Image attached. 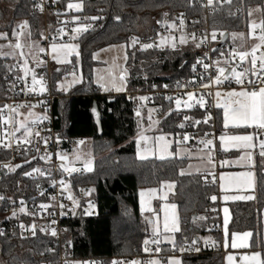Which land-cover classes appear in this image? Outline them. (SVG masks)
Returning <instances> with one entry per match:
<instances>
[{"label":"trees","instance_id":"16d2710c","mask_svg":"<svg viewBox=\"0 0 264 264\" xmlns=\"http://www.w3.org/2000/svg\"><path fill=\"white\" fill-rule=\"evenodd\" d=\"M71 0H59L61 8ZM9 18L4 21L0 9V33L10 37L17 22L27 21L29 37L40 39L42 16L30 14L32 0H13ZM82 12L98 13L101 25L76 38L79 45L81 81L66 92L56 89L60 75L49 77L54 99L50 103L52 127L57 137H84L92 155V170L72 173L66 178L73 186L92 188L96 202L95 216L72 217L65 222V234L71 238L73 258L79 261L94 260L97 264H112L113 259L132 258L143 253L142 245L152 233L139 211L138 191L157 186L164 180L175 182L169 200L178 207L180 229L172 246L160 245L165 258L180 253L187 243L197 241L199 251L182 255V264H223L220 248L218 202L211 199L217 192L215 182L206 183V175L181 174L186 159H138L135 155V133L138 116L132 110L134 92L151 87L153 81L166 76H178L184 61H191L193 54L186 50L140 49L127 42V34L150 36L159 28L160 15L165 11L181 10L188 16L201 14L202 9L194 0H81ZM263 0H235L225 5H215L210 13L211 25L229 34L247 27V10L262 5ZM239 6L236 16L233 8ZM119 17V19H116ZM228 35V36H229ZM2 39H0L1 42ZM127 43L126 67L128 90L125 93L102 92L92 81L95 51L116 43ZM14 57L0 55V94L6 74H13ZM72 62V61H71ZM185 67V65H184ZM183 67V69H184ZM99 110L102 134L94 124L91 107ZM161 108L155 115L158 130L176 137L181 127V112L171 110L172 104L156 100ZM26 110V109H24ZM24 110H20V115ZM143 109L142 113H145ZM218 115V125L220 114ZM19 116V115H18ZM16 115V117H18ZM15 117V118H16ZM17 125V124H16ZM18 135L22 131H17ZM231 155V153H229ZM8 157L0 152V159ZM15 171H1L0 192H10L13 198H31L35 186L42 181L31 180L25 173L31 164H23ZM255 196L249 201L229 203L231 220L229 234L251 232L250 249L258 248L264 256L262 239V210L264 209V171L256 165ZM209 180V179H208ZM202 216L206 219L203 220ZM209 234V242L202 236ZM212 246V248L209 247ZM64 252L53 235L37 232L32 237H21L17 230L9 229L0 235L1 264H60Z\"/></svg>","mask_w":264,"mask_h":264},{"label":"built area","instance_id":"2783aa9c","mask_svg":"<svg viewBox=\"0 0 264 264\" xmlns=\"http://www.w3.org/2000/svg\"><path fill=\"white\" fill-rule=\"evenodd\" d=\"M58 1L32 0L30 14H39L42 16L40 42L44 45L75 41L82 33L98 28L101 25L102 16L98 13L92 14L91 12L75 11L69 9L67 6L61 8ZM233 1L235 0H230V2L229 0H212V3L209 4V0H194V3L198 7H201V14L188 16L181 10L165 11L160 15L159 28L155 34L138 37L128 33L126 40L129 43L135 44L140 49H145L142 47L144 44H151L152 47L147 49H183L193 54L191 61H184L183 66L179 67V69L182 68L180 75L166 76L162 80L153 81L150 88L134 92L132 97V110L136 114L137 111L141 112L142 108H151L155 113H158L161 107L155 103L156 100L172 104L171 110H179L181 112L179 121H181V124H184V127L180 129L181 132L178 135L180 140L193 147L204 148L212 152L216 157L219 156L218 134L220 133L217 115L218 110L214 104V95L218 90H240L241 86L237 85L231 78V71L232 69L243 71L244 68L251 66V56L249 55L242 62L238 55L239 52L227 42L229 36L223 41V34L225 32L211 25L210 13L213 7L215 5H225ZM37 4L43 5L42 12L36 7ZM233 11L236 16L241 14L239 6L234 7ZM165 13L167 15H164ZM90 17H99V19H88ZM181 20H183V24H181ZM29 28H19L13 39L15 42L14 45L19 43L21 48L15 49L16 61L13 65L14 73H8L4 76L3 92L0 94V110H3V115L7 119L9 113L5 105L12 106L13 108L17 105H26V107L18 108V112L20 110L30 109L33 105H36L38 112L42 116H47L48 119L41 120L38 123L37 131H34L28 137L27 141L18 135L13 125L9 123L0 124V152L8 154L7 158L0 159V174L1 171H8L3 165L10 164L15 166L23 165L24 163L31 164L30 169L26 172L31 173V175L26 176L31 180L40 179L42 183L40 182L35 186L31 198L24 196L13 198L10 192H0V196L4 197L3 200H0V232L3 233L9 229H15L19 236L25 238L32 237L37 232L51 234L54 229L56 231L54 237L57 238L64 250L59 256L60 264H74L79 260H75L72 252H70L71 238L65 234V222L72 217L95 216L97 214L96 202L91 187L83 184L73 186L68 181L66 178L68 175L60 169L55 161V157L58 153L67 154L73 149H79L84 145L86 139L84 137L66 138L55 135L50 116V103L54 99V95L51 93V83L48 74L50 70L47 60L48 55L45 51H39L36 55V61L26 56L23 40L25 39L24 32L26 30L28 31ZM84 28H87V30L84 31ZM73 29H81V31L74 32ZM213 32L216 34L215 40L212 38ZM261 34H264L261 29L254 31V37L257 40L256 45L260 44L258 37ZM182 36L186 40L184 44L180 43ZM172 44H175V48L172 47ZM196 44H200L201 46L197 48L195 46ZM213 49L216 51H213ZM261 53H264V45L257 48L255 55L259 57ZM197 60H200L201 63L197 64ZM194 64L196 65L195 70L192 67ZM204 64H208L209 67L205 69ZM219 68L225 69V75L229 76V80L224 81L221 85H215L213 81L219 75ZM257 68H259V60L257 61ZM25 69L29 70L27 75H25ZM67 69L72 71L74 68L69 64ZM33 73H35L36 79L44 85L46 90L43 93L39 91V84L35 86V91L31 90L33 87ZM209 77H211V80ZM248 79L254 82L255 87L261 86V80L257 76H252L251 73H248L245 77V84H247ZM202 83L210 86L208 88H202ZM249 87L251 89L252 86ZM189 92L194 95L192 101H188L187 93ZM201 96L205 100V107L203 108L196 103ZM140 97H146L147 99L141 100ZM168 97L172 99L169 100ZM176 99L181 100V106L179 108L175 106ZM186 101L191 103L193 107L186 108L184 106V102ZM209 115L211 119L207 123H204L203 121ZM185 116H188L190 119L185 120ZM15 117L16 115L13 114L14 120ZM196 121L201 122L197 124ZM37 132H39V136L36 135ZM8 133H14V136H9ZM206 133L207 135H205ZM185 135L189 137L187 141L183 139ZM255 136L258 141H264V130L256 128ZM44 138H47V143H45ZM207 139L213 140V145L206 148L200 141ZM79 141H84V143L80 144ZM9 143L11 147L6 148L3 146ZM227 156H230V154H227ZM41 157L47 158L42 159ZM26 161H30V163H26ZM33 169H40L43 175H41V172H34ZM61 180L68 185L67 189L59 183ZM53 181L56 182L55 186H53ZM205 182L211 183L208 179ZM69 194L73 197L75 204L73 200L67 198ZM53 197L55 199H52ZM42 204L49 205V207L42 209L40 207ZM60 204L64 205V215L60 214ZM89 204L93 205L91 209L88 207ZM21 209H24V211H21ZM86 211L91 214H85ZM13 212H15V216H13ZM202 218L203 220L206 219L205 216H202ZM53 220L56 222L52 223ZM21 225L24 227H21ZM33 225L35 226V234H33L32 230ZM152 238L153 234L147 239L150 240ZM157 238L159 239V236ZM221 240L220 237L218 253L222 256ZM149 247L153 250L150 254L144 251L143 243V253L141 255L128 259L127 257H121L119 259H113V261H120L122 264H127V262L133 260L141 262L159 258L164 262L165 257L161 253L157 254L155 252L156 245H149ZM209 247L212 248L211 245ZM183 248L185 251H180L178 254L181 257L182 255L196 252L195 249L199 248V245L195 241V243L185 244ZM88 261L95 262L94 260L79 262ZM95 264L97 263L95 262Z\"/></svg>","mask_w":264,"mask_h":264},{"label":"crops","instance_id":"0c3cea01","mask_svg":"<svg viewBox=\"0 0 264 264\" xmlns=\"http://www.w3.org/2000/svg\"><path fill=\"white\" fill-rule=\"evenodd\" d=\"M28 41L27 44L25 45L26 49L27 47H30V50L36 49V48H43L44 51L47 53V60H48V65H49V77L52 75H60L59 79L61 78L62 75H68L70 72L73 70L78 69L77 64H76V59L77 57L75 54L69 56L67 59L69 62L63 63V62H57L58 60H63L62 56H58L56 52H53L52 46L56 45L59 47L60 45L63 44H72V45H77L78 49L77 51L79 52V45L78 42L75 41H70V42H62V43H49L47 45H44L41 43L40 39L38 40H32L31 38L29 39V34H28ZM29 40H31L29 42ZM26 41V39L24 40ZM244 41L245 38H244ZM247 47H249L247 45ZM255 46H252V48ZM251 47L246 48L245 52L251 53ZM25 54L28 58H30L33 61H36V55L39 52L35 54V56L29 55L27 50H25ZM93 54V60L96 62L94 67H92V81L94 82L95 85L99 87V89L102 92L105 93H110V94H117V93H125L128 90L127 87V78L129 76V71L126 67V61L128 58L127 54V43L122 42V43H116V44H111L108 45L97 51H95ZM16 58V56H15ZM72 61V62H71ZM72 65V71H69L68 65ZM110 73L112 75H116L117 77L123 73L125 76V79L123 82H118V86L121 87V91H116L115 88L111 86L109 83L110 80ZM103 77L101 80L100 78ZM58 79V80H59ZM57 80V81H58ZM56 81V85H57ZM81 81V80H80ZM79 81V82H80ZM77 82V83H79ZM76 84V83H74ZM71 84L69 85V88L74 85ZM101 84L104 85V87H101ZM57 90H59L56 87ZM107 89V90H106ZM233 89H225V90H218L221 93H226L227 91H230ZM61 91V90H60ZM239 91V90H237ZM65 92V91H62ZM216 96L214 95V104H216ZM217 108V107H216ZM37 109V107H36ZM145 109V111L150 110L151 108H142L141 112ZM218 113L220 114V123H219V133L218 134V148H219V156L216 157L212 152L207 151L204 148H196L191 145L183 143L180 138L175 136L174 134L171 133H163L159 132L158 130V120L155 121V124L153 125V128L150 131H147V133L143 136H147L148 140L147 142L141 140V136H135V155L138 159H141L140 156H145V159L148 158H156L160 159V151L158 149V143L157 137L163 136L165 138V141L168 142L169 144V150L168 153L165 155V159L167 158H172L176 157L178 159H186L185 165L180 169V172L183 173L184 175H189V174H203L207 176V179L209 181L215 182L216 187H217V192L214 196L217 197L216 201L218 202V216L220 220V225H219V235L221 237V248L223 250V255H222V261L223 264H228L227 262V256L232 255L234 257L233 264H242L241 257L246 255V254H251L254 251H259L258 248L256 249H250V240L251 236L248 238V248H232L231 247V234L228 236V246L225 247V235H224V219H225V213L224 209H228V214H227V219H228V225L231 220V212H230V207L229 203L232 202H239V201H249L252 200L255 196V168L256 165L262 167V170L264 171V158L260 156L261 152V147L260 144L261 142L256 139L255 136V131L256 128H232L231 126L228 129H225L223 127V109L222 108H217ZM25 111V110H24ZM23 111V112H24ZM140 112V113H141ZM151 114H156L154 110H150ZM23 115V113H22ZM18 117L15 118L17 121ZM28 125L30 124L27 122ZM17 125L14 126V129L16 131ZM19 131H22L20 136L25 137V130L20 129ZM35 131V130H34ZM37 131V128H36ZM32 134L34 133L31 131ZM252 135L253 136V141H252V147L249 148H236L231 145L227 146V150L224 149L223 146L220 144V136L221 135ZM31 136V135H30ZM29 136V137H30ZM137 140H140V145H139V155H138V145H137ZM86 143V142H85ZM84 143V144H85ZM83 146V145H82ZM81 146V147H82ZM80 147V148H81ZM79 148V149H80ZM73 149L72 151H74ZM71 151V152H72ZM78 151V150H77ZM70 152V153H71ZM231 153L230 156H227V154ZM69 154V153H68ZM209 156H211V162H209ZM251 156V160H248L247 157ZM241 157H245L244 160H240ZM236 161H240L239 163H236ZM222 162H227L223 163ZM241 172H251L252 173V187L251 188H238V187H230L227 188V190H222L221 189V184L227 185L228 181L225 179L224 181L220 180L221 174H223L226 178L232 174L236 173H241ZM174 188H175V182L170 181V180H164L161 183H159L157 186L154 187H148V188H142L138 191V203H139V211L145 220L147 224L148 230L153 234V226L155 222L158 220L160 224V235H159V241L160 245H169L172 246L173 243H169L168 240H172L175 242V233L168 232L164 233L163 232V221H164V216L165 212L167 211L169 220L171 222V218L173 215L177 218V226L180 229V222H179V214H178V207L177 204L171 200H169V197L171 194L174 193ZM149 190H154L152 192H149ZM145 193L144 200L146 202V206L150 207L152 210L148 211H141V192ZM251 196L253 197L252 199L248 200H243V199H236V200H224V196ZM175 205V209L171 208V205ZM262 239L264 241V209L262 210ZM149 221H152L153 223H149ZM244 232H249L250 231H244ZM234 233V232H233ZM235 233H243V232H235ZM252 235V234H251ZM166 237L168 240H166ZM204 241L209 242L212 238V235L206 234L202 236ZM260 252V251H259ZM169 258H175L179 259L181 261V256L175 255V256H168L164 259V262L162 264H168V259ZM154 259H159V258H154ZM160 260V259H159Z\"/></svg>","mask_w":264,"mask_h":264},{"label":"snow or ice","instance_id":"6c2138e0","mask_svg":"<svg viewBox=\"0 0 264 264\" xmlns=\"http://www.w3.org/2000/svg\"><path fill=\"white\" fill-rule=\"evenodd\" d=\"M53 2H55V0H53ZM230 2V0H229ZM212 3V0H209V4ZM36 7L42 12L43 11V5L42 4H37ZM67 7L69 9H75L76 11H81L82 10V4L81 3H68ZM256 11H261V9L257 8ZM249 16L252 15V10H249ZM164 15H167V13H165ZM88 19H92V20H96L99 19V17H90ZM116 19H119V17H116ZM159 23V21H158ZM181 24H183V20H181ZM19 28L24 29L29 27L28 22L27 21H23L19 26ZM250 27L252 29H255L257 27V25L253 22ZM259 27L261 28L262 33H264V21H261ZM84 31L87 30V28L83 29ZM62 31V30H61ZM74 32L76 31H81V29H73ZM17 33L15 32V30L13 31V35H16ZM242 36V34H240ZM212 38L213 40H215L216 38V34L215 32H213L212 34ZM237 38V34H233V39L235 40ZM0 39H7V33H0ZM194 39V36H193ZM260 44L256 45L255 47H253L251 53L249 52H239V58L240 60L243 62L245 61V59L250 55L251 56V60H250V67L244 68L243 71H237L236 69H232L231 71V78L235 81V83L237 85H240V90L237 91L235 89L227 91L226 93H221L220 91H217L215 93V96L217 98L216 100V104L215 107L217 108H222L223 109V127L225 129H228L230 126L232 128H236V129H240V128H252L255 127L257 129L260 130H264V75H262V73H264V53H261V55L259 57H257L255 55L257 48L261 47L262 45H264V34H261L258 37ZM135 43V41H134ZM162 43H164V41H162ZM180 43L184 44L186 43L185 38L182 36L180 39ZM197 48H199L201 45L200 44H196L195 45ZM4 46L0 45V49H2ZM9 48H13V49H19L21 48V45L19 43L15 44L14 46L9 44L8 45ZM143 48L147 49L152 47L151 44H144L142 46ZM172 47L175 48V44H172ZM78 46L77 45H72V44H63L60 45L59 47H57L56 45L52 46V50L53 52H56L58 56H62L63 60H58L57 62H63V63H67L68 61V57L75 54L77 57L79 56V52L77 51ZM40 52H43L44 49L40 48L39 49ZM213 51H216L215 49H213ZM3 55H15L14 50L12 52L9 53H0ZM259 60V68H257V61ZM201 61L197 60V64H200ZM205 69H207L209 67L208 64H204L203 65ZM193 70H195L196 65L194 64L193 66ZM25 75H27L28 73V69H25ZM219 75H217L214 79V83L215 85H221L224 81L229 80V76L225 75V69L224 68H219ZM248 73H251L252 76H257L260 80H261V86L259 87H255L254 86V82L251 79H248L247 84H245V77L248 75ZM221 77H223V79H221ZM101 80L103 79V77L100 78ZM125 79V76L123 75V73H121L118 77L116 75H112L110 73V80L109 83L111 84V86L113 88H115L116 91H121V87L118 86V82H123ZM209 79L211 80V77H209ZM39 84L40 88L39 91L41 93H43L46 89L44 87V85L41 83V81H38L36 79V75L35 73H33L32 75V91H35L36 88L35 86ZM210 85L208 84H201L202 88H208ZM249 86H252L251 89ZM101 87H104L103 84H101ZM166 87V86H165ZM107 90V89H106ZM211 95V93H209ZM188 96V101H192L194 99V95L193 93L189 92L187 93ZM141 100L147 99L146 97H140ZM169 100H171V97H168ZM188 101L184 102V106L186 108H192L193 105L191 103H189ZM177 108H179V106L181 105V100L180 99H176L175 101ZM197 104H199L200 107H205V100L204 97L201 96L199 98V100L196 101ZM26 107V105H17L15 108H13L12 106L9 105H5V108L8 109V113L9 116L7 117V119L5 118V116L3 115V110H0V124H4V123H9L13 126H15L16 124H18L19 126L16 128V131H19L21 128L25 130V137L24 140L27 141L28 137L30 135H32L31 129L28 125V123L26 121H16L13 118V114L14 115H20V113L17 111L18 108H23ZM33 107H36V105H33ZM95 111V110H94ZM136 115L139 117L141 115L140 111L136 112ZM29 116H35L34 113H32L31 111L29 112ZM44 119H48L47 116H35V118L31 121V124L35 125L38 121L44 120ZM185 120L190 119L188 116L184 117ZM211 119V116H207L205 118V120L203 121L204 123H207V121ZM201 121H196L197 124H199ZM179 127L183 128L184 124H180ZM9 136H14V133H8ZM37 136H39V132L36 133ZM207 135V133L205 134ZM45 139V143H47V138ZM141 140L147 142L148 137L147 136H143L141 135ZM183 139L185 141H187L189 139V137L187 135H185L183 137ZM220 144L221 146L224 147L225 150H227V146L231 145L233 147L236 148H249L252 147V141H253V136L252 135H221L220 136ZM157 141H159L158 143V149L161 153L160 155V159H165V155L168 153L169 150V144L167 141H165V138L163 136L157 137ZM80 144H83L84 141H79ZM201 144H203L206 148L213 145V140L211 139H207V140H201L200 141ZM137 145H138V155H139V145H140V140H137ZM4 147H11V144H5L3 145ZM261 147V152H260V156L262 158H264V141H261L260 144ZM58 158L61 160H67V157L61 154H57ZM42 159H46L47 157H41ZM76 159H80V156L77 154ZM141 159H145V156H140ZM245 157H241L240 160H244ZM248 160H251V156L247 157ZM209 162H211V156H209ZM240 161H236V163H239ZM26 163H30V161H26ZM223 163H227V162H222ZM3 167L7 168L8 171L12 172L15 171L16 168L22 167L21 165H3ZM61 167L63 168L64 172H67L71 175V173L77 172L78 169L75 167H67L65 165H61ZM85 170L86 171H91V162L90 161H86L85 162ZM34 172H41L40 169H33ZM183 174V173H181ZM25 175H31V173H25ZM41 175H43V172H41ZM225 179H227L228 183L227 185L225 184H221V189L222 190H227V188L230 187H238V188H251L252 187V173L251 172H241V173H236V174H232L230 176H228L227 178L221 174L220 176V180L224 181ZM55 181H53V186H55ZM65 189H67L68 185L65 184V182L63 180H61L59 182ZM154 190H149V192H152ZM141 196V211H151L152 209L150 207L146 206V202L144 200V196L145 193L142 191L140 193ZM69 200H73V197L71 196V194H69V196L67 197ZM253 197L251 196H228L225 195L224 196V200H236V199H243V200H248V199H252ZM4 197L0 196V200H3ZM52 199H55L54 197ZM211 199L213 201H215L217 199L216 196H212ZM73 203L75 204V201L73 200ZM40 207L42 209L48 208L49 205H40ZM89 209H91L93 207L92 204H89ZM175 205H171L172 209H175ZM59 208L61 209V215H64L63 209H64V205L60 204ZM21 211H24V209H21ZM224 213H225V219H224V235H225V247L228 246V236H229V232H228V219H227V214H228V209L225 208L224 209ZM51 214V213H50ZM85 214H91L90 212H85ZM13 216H15V212H13ZM203 219V218H202ZM56 221L53 220L52 223H55ZM149 223H153L152 221H149ZM21 227H24L23 225H21ZM33 234H35V226L33 225ZM153 238L152 239H145L144 240V251L146 253H152V248L149 247V245H156L155 247V252L158 254L162 251L161 247H160V241L157 238L160 235V224L159 221L157 220L153 226ZM179 231V228L177 226V218L175 217V215L172 216L171 218V222L169 220V216L167 211L165 212V216H164V221H163V232L164 233H168V232H172L175 233ZM0 235H3L2 232H0ZM51 235L55 236L56 235V231L53 229L51 232ZM251 236V233L249 232H243V233H231V247L232 248H248L249 244H248V238ZM166 240H168V238L166 237ZM169 243H173L174 241L172 240H168ZM70 243V242H69ZM193 243H195V241H193ZM262 247H264V245H262ZM196 251H199V248L195 249ZM181 252L185 251L184 248L180 249ZM234 261V257L232 255H228L227 256V262L228 264H233ZM241 261L242 264H264V256H262V253L259 251H254L252 252L250 255L246 254L244 256L241 257ZM77 264H95V262L92 261H88V262H77ZM112 264H122V262L120 261H113ZM127 264H162L161 260L159 259H148L147 261H130L127 262ZM168 264H182V262L179 259H175V258H169L168 259Z\"/></svg>","mask_w":264,"mask_h":264},{"label":"rangeland","instance_id":"374dc122","mask_svg":"<svg viewBox=\"0 0 264 264\" xmlns=\"http://www.w3.org/2000/svg\"><path fill=\"white\" fill-rule=\"evenodd\" d=\"M69 3H81V0H71ZM13 0H0V9H3V18L4 21H7L9 18V13H11V10L13 8ZM259 8L261 9V11H256V9ZM75 10V9H73ZM249 10H252V15L249 16ZM76 11V10H75ZM247 27L242 30V31H238V32H231L229 35V38L227 40V42L232 45L238 52H245L246 48H250L251 47V51H252V46H255L257 43V40L254 37V31L257 29H261L259 27L261 21H264V0L262 5L259 6H252L247 10ZM255 23L257 25V27L255 29H252L250 27V25L252 23ZM22 22H17L14 26L13 31L15 30V32L17 33L18 29H19V25ZM1 33H5V32H1ZM28 31L26 30L24 32V38L26 39V41L23 40V45L25 46L27 44L28 41ZM233 34H237V38L234 40L233 39ZM242 34V36L240 35ZM14 37L15 35H12L10 37L7 36V39H2L0 42V45H3L4 47L2 49H0V53H9L12 52L15 49L13 48H9L8 45L11 44L14 46ZM244 38L246 41H244ZM30 39V38H29ZM31 40H29L30 42ZM28 45V44H27ZM247 45L249 47H247ZM25 50H27V52L29 53V55L35 56V54L37 53V51L39 50V48L36 49H32L30 50V47H25ZM26 53V52H25ZM3 57H14L16 56V52L15 55H3L0 54ZM76 64H77V68L76 70H73L72 72H70L68 75H62L61 78L57 81V85L56 87L61 90V91H67L69 89V85L77 83L81 80V68H80V60L77 58L76 59ZM177 107V105H175ZM181 106V105H180ZM151 110V109H150ZM150 110H147L145 113H142L139 117H138V125H137V129H136V133L135 136H141V135H145L147 133V131H150L153 128V125L155 124V121H157V117H155V115L151 114ZM32 112L35 114V116H41L42 115L38 112V110L36 109V107H32L30 109H26L23 112V115H19L17 121H26L29 122V127L31 129V131L34 132V130L36 131V128L38 127V123L40 121H38L35 125L31 124V121L35 118V116H29V112ZM19 125L17 124V127ZM22 137V136H20ZM24 138V137H22ZM78 150V151H77ZM91 149H90V145L89 143H85L80 149H75L74 151H72L71 153H67V154H61L67 157V160H61L58 158V156L55 157V161L56 163L59 165L60 169L63 171V168L61 167V165H65L67 167H75L78 169L77 172H80L81 170L86 171L85 170V162L86 161H90L91 162V168L92 166V155H91ZM80 156V159H76V155ZM64 172V171H63ZM74 172V173H77ZM65 174L69 175V173L64 172ZM72 174V173H71ZM203 240V238H202ZM205 240V239H204ZM203 240V241H204ZM76 261L74 264H77ZM1 264V262H0Z\"/></svg>","mask_w":264,"mask_h":264},{"label":"water","instance_id":"95a60500","mask_svg":"<svg viewBox=\"0 0 264 264\" xmlns=\"http://www.w3.org/2000/svg\"><path fill=\"white\" fill-rule=\"evenodd\" d=\"M223 35H224L223 36V41H224V40L227 39L229 34L224 33ZM91 114H92V118H93L94 124L97 127V132H98L99 135H101L102 134V127H101V122H100V119H99L100 113H99L98 107H97V105L95 103L92 104Z\"/></svg>","mask_w":264,"mask_h":264}]
</instances>
